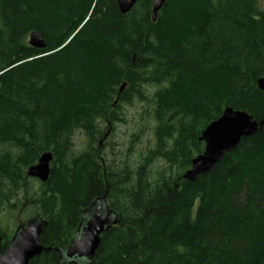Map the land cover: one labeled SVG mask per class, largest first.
<instances>
[{
  "label": "trees",
  "instance_id": "trees-1",
  "mask_svg": "<svg viewBox=\"0 0 264 264\" xmlns=\"http://www.w3.org/2000/svg\"><path fill=\"white\" fill-rule=\"evenodd\" d=\"M151 8L0 0V214L27 206L25 219L46 221L39 241L51 248L29 264H61L52 249L73 242L103 196L117 224L90 264H264V128L195 182L182 178L225 108L264 119V0H167L155 22ZM33 31L43 50L28 45ZM96 59L104 73L94 88ZM150 88L154 148L136 167L107 160L100 126L124 122L122 106L147 101ZM78 131L88 142L75 154ZM47 152V182L27 178ZM12 236L0 228L2 252Z\"/></svg>",
  "mask_w": 264,
  "mask_h": 264
},
{
  "label": "water",
  "instance_id": "water-1",
  "mask_svg": "<svg viewBox=\"0 0 264 264\" xmlns=\"http://www.w3.org/2000/svg\"><path fill=\"white\" fill-rule=\"evenodd\" d=\"M141 0H116L120 14H127ZM167 0H151V21L157 20L159 12ZM28 45L36 50H43L45 42L36 31L29 34ZM125 83L119 88L124 90ZM257 89L264 92V77L256 81ZM264 128V119L256 122L246 112L225 108L216 121L210 123L202 132L200 140L204 143V151L191 161V168L182 178L193 183L201 175L213 170L216 163L235 149L242 138L253 136ZM52 154L47 152L40 156L37 163L26 171L27 178L45 183L49 177ZM117 224L115 213L108 207L106 197L96 198L82 212L80 224L73 242L65 249L54 248L59 253L61 264H90L91 258L100 245V237L108 229ZM46 221L35 215L16 226L5 252L1 250L0 264H29L31 260L51 248H44L39 241L46 228Z\"/></svg>",
  "mask_w": 264,
  "mask_h": 264
},
{
  "label": "rangeland",
  "instance_id": "rangeland-1",
  "mask_svg": "<svg viewBox=\"0 0 264 264\" xmlns=\"http://www.w3.org/2000/svg\"><path fill=\"white\" fill-rule=\"evenodd\" d=\"M262 1L260 0V3ZM89 16L90 13L84 21L82 20V24L89 19ZM92 63V87L96 88L102 81L104 65L97 59L93 60ZM154 89H149L150 93H147V101L133 102L131 105L122 106V110L120 111L123 114L124 122L116 123L112 129H108L106 126L103 127V125L100 126L101 132L99 137L103 138L102 142H106L103 151L105 152L104 156L107 160L114 159L119 163L127 162L130 166L136 167L145 154L154 148L156 142L154 137L156 123L151 116V94ZM87 142L88 139L82 131L75 133L73 137L75 154L83 151ZM162 168L163 164L161 162H154L151 166L152 174L156 177ZM25 207H20L19 211L14 213L9 214L5 212L0 214L1 230L12 234L20 221L28 220L25 219V215L27 214Z\"/></svg>",
  "mask_w": 264,
  "mask_h": 264
},
{
  "label": "flooded vegetation",
  "instance_id": "flooded-vegetation-1",
  "mask_svg": "<svg viewBox=\"0 0 264 264\" xmlns=\"http://www.w3.org/2000/svg\"><path fill=\"white\" fill-rule=\"evenodd\" d=\"M118 92H119V90H118ZM117 95L119 96V93H118ZM117 101H118V97L116 98L114 104L111 105L112 108L115 107ZM101 138H102V137H101ZM101 140H103V138H102ZM101 140H100V143H101ZM100 143H99V144H100ZM103 143H104V142H103ZM100 146H101V144H100Z\"/></svg>",
  "mask_w": 264,
  "mask_h": 264
},
{
  "label": "bare ground",
  "instance_id": "bare-ground-1",
  "mask_svg": "<svg viewBox=\"0 0 264 264\" xmlns=\"http://www.w3.org/2000/svg\"><path fill=\"white\" fill-rule=\"evenodd\" d=\"M58 143V142H57ZM43 146V145H42ZM147 157V156H146ZM222 159V158H221ZM160 181V180H159ZM161 186V185H160ZM145 206V205H144Z\"/></svg>",
  "mask_w": 264,
  "mask_h": 264
}]
</instances>
